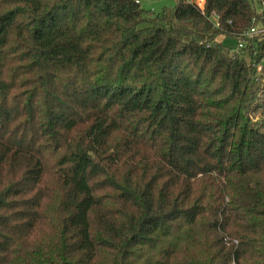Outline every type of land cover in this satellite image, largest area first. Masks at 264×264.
<instances>
[{
  "label": "trees",
  "instance_id": "obj_1",
  "mask_svg": "<svg viewBox=\"0 0 264 264\" xmlns=\"http://www.w3.org/2000/svg\"><path fill=\"white\" fill-rule=\"evenodd\" d=\"M260 19L0 0V264H264Z\"/></svg>",
  "mask_w": 264,
  "mask_h": 264
},
{
  "label": "rangeland",
  "instance_id": "obj_2",
  "mask_svg": "<svg viewBox=\"0 0 264 264\" xmlns=\"http://www.w3.org/2000/svg\"><path fill=\"white\" fill-rule=\"evenodd\" d=\"M139 2V5L144 9H149L153 12H159L162 9H171L174 7L176 0H137ZM203 3V0H196V4L201 7ZM256 10H258L259 6L256 3H253ZM259 24H264V20L260 19L259 22H256L254 26H258ZM245 37H249L247 35V32L244 34ZM219 41H221L228 49L229 53L232 52H238L239 47L237 46L238 41L243 42V37L238 36L236 38L234 37H219ZM246 40V39H245ZM264 68V59L261 60L260 63H257L254 67L255 71L258 72L260 69Z\"/></svg>",
  "mask_w": 264,
  "mask_h": 264
},
{
  "label": "built area",
  "instance_id": "obj_3",
  "mask_svg": "<svg viewBox=\"0 0 264 264\" xmlns=\"http://www.w3.org/2000/svg\"><path fill=\"white\" fill-rule=\"evenodd\" d=\"M256 34H264V24H259L258 26H252L251 28H249V30L247 31V35L248 36H253ZM242 42L238 41L237 46L240 48L242 46Z\"/></svg>",
  "mask_w": 264,
  "mask_h": 264
}]
</instances>
